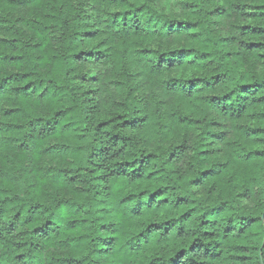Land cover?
<instances>
[{
    "label": "trees",
    "instance_id": "obj_1",
    "mask_svg": "<svg viewBox=\"0 0 264 264\" xmlns=\"http://www.w3.org/2000/svg\"><path fill=\"white\" fill-rule=\"evenodd\" d=\"M0 264H264V0H0Z\"/></svg>",
    "mask_w": 264,
    "mask_h": 264
}]
</instances>
